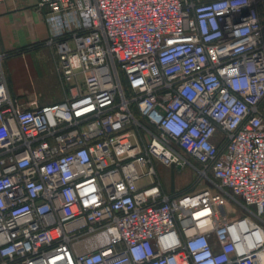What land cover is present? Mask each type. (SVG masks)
Returning <instances> with one entry per match:
<instances>
[{
	"label": "built area",
	"instance_id": "built-area-1",
	"mask_svg": "<svg viewBox=\"0 0 264 264\" xmlns=\"http://www.w3.org/2000/svg\"><path fill=\"white\" fill-rule=\"evenodd\" d=\"M37 6L64 98L0 52V264H264V0Z\"/></svg>",
	"mask_w": 264,
	"mask_h": 264
},
{
	"label": "crops",
	"instance_id": "crops-1",
	"mask_svg": "<svg viewBox=\"0 0 264 264\" xmlns=\"http://www.w3.org/2000/svg\"><path fill=\"white\" fill-rule=\"evenodd\" d=\"M48 35L49 30L43 19L42 10L37 6V0H0V52L9 54L4 72L13 98L22 101L37 99L40 104H51L63 100V93L61 97H58L37 94L29 88H21L13 77L17 75L13 72L16 71L14 66L19 65L17 60H21L20 57L29 52L45 49V47L35 49L33 46L44 42Z\"/></svg>",
	"mask_w": 264,
	"mask_h": 264
},
{
	"label": "rangeland",
	"instance_id": "rangeland-1",
	"mask_svg": "<svg viewBox=\"0 0 264 264\" xmlns=\"http://www.w3.org/2000/svg\"><path fill=\"white\" fill-rule=\"evenodd\" d=\"M262 17L264 18V14ZM20 58L21 60H17L19 65L14 66L16 71H13L14 74H17L13 77L19 87L29 88L37 94L61 97L62 90L55 74L50 49L43 48L29 52ZM7 60L3 61V67L7 65ZM154 167L157 177L167 193L196 191L208 185L207 183L205 185L200 184L198 175L192 168L166 167L157 161L154 162ZM148 181L149 179H145L141 183Z\"/></svg>",
	"mask_w": 264,
	"mask_h": 264
},
{
	"label": "trees",
	"instance_id": "trees-1",
	"mask_svg": "<svg viewBox=\"0 0 264 264\" xmlns=\"http://www.w3.org/2000/svg\"><path fill=\"white\" fill-rule=\"evenodd\" d=\"M263 13V12H262ZM264 14V13H263ZM35 47V49L36 48H41V47H43V45H42V43H40V44H37V45H35V46H33V48ZM9 55V54H8ZM11 55V54H10Z\"/></svg>",
	"mask_w": 264,
	"mask_h": 264
}]
</instances>
